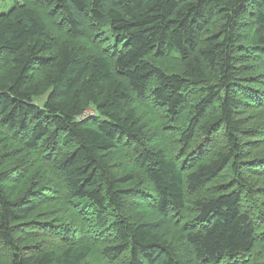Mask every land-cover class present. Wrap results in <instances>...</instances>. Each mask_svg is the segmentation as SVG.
<instances>
[{
    "label": "trees",
    "instance_id": "obj_1",
    "mask_svg": "<svg viewBox=\"0 0 264 264\" xmlns=\"http://www.w3.org/2000/svg\"><path fill=\"white\" fill-rule=\"evenodd\" d=\"M37 1L62 15L72 39H57L32 6L17 3L0 13V55L9 56L0 71V146L12 140L20 150L42 149L63 175L71 204L95 231L72 243L76 226L37 224L39 194L31 188L11 197L3 186L11 171H2L0 245L11 253L6 264H90L85 259L101 241L108 242L101 247L105 258L125 256L126 264H239L249 258L264 244V212L257 210L258 183L245 171L264 177V161L244 157L250 136L255 147L264 143V94L243 85L239 62L243 51L264 53V0ZM87 18L96 27L108 20L114 49L98 52L76 41L88 36ZM171 55L180 71L162 67ZM147 96L173 121L191 109L178 154L156 141L134 106ZM252 97L263 117L248 126L241 110ZM123 146L140 174L115 171L112 159ZM223 173L230 182L212 186ZM132 196L154 201L157 217L134 221L125 215ZM171 211L189 224L177 225ZM26 225L58 233L64 247L22 248L17 233ZM258 261L264 264V249Z\"/></svg>",
    "mask_w": 264,
    "mask_h": 264
},
{
    "label": "rangeland",
    "instance_id": "obj_2",
    "mask_svg": "<svg viewBox=\"0 0 264 264\" xmlns=\"http://www.w3.org/2000/svg\"><path fill=\"white\" fill-rule=\"evenodd\" d=\"M17 3H23L36 8V10H38L45 17L48 30L54 34L57 39L64 40L71 38L70 32L66 27L67 25L65 23L60 24L62 15L53 9L52 6L39 3L37 0H0V13L7 12L12 6H14V4ZM86 23L89 27L88 36L86 38L76 39L79 44L87 45L92 50L98 52H107L109 48L114 49L113 44H115L117 37L109 30L110 27L107 19L99 21L98 27L91 22V19L87 18ZM246 36H248L247 32ZM119 40L120 43L118 45V49L123 47V37H119ZM243 52L241 54L242 60L239 62V64H242L243 66L240 73V75H242L241 80L244 82L243 85H245L248 91H258L260 94H264V53L256 50L251 51L250 49L247 51L249 55L245 54L246 52ZM8 60L9 56L6 53L0 55V71L5 69ZM169 61L171 62L167 63ZM162 63V67H164L168 72L181 70L180 62L176 56H168L166 61H163ZM158 64L160 63L158 62ZM253 97L252 100H246V103L248 104L241 110V116L245 118L246 125L248 126L260 124L263 117V114L260 113L261 110L258 109V106L254 105L255 101ZM43 99L44 98L41 97L37 99L36 102L40 104ZM134 106L137 108L142 120L146 122L149 128L154 132L156 141H159L171 155L178 154L182 147L180 144L181 134L188 126L189 117L191 118V116H193V114L190 115L191 109H189V107H187L188 109L185 108L178 118H176V121H173L167 114L166 108L155 104L151 96L136 99L134 101ZM90 111L94 113L92 109H90ZM0 130H2L1 127ZM221 134L222 133L220 132L219 135H217L219 136L217 140L222 141ZM259 138L260 141L264 142V136H259ZM217 140L215 141L217 142ZM248 141H251L249 142L251 146H247V153L244 157L245 161L247 162L255 158H258V161H264V143L262 144L263 146L259 145V147H255V136H250ZM14 144L15 143L11 140L10 142L8 141L0 146V172L7 170L11 171L10 175L3 181V186L7 189L9 195L11 197H18L24 194L28 189L32 188V191H35L36 195L39 194L40 198L38 205L39 210L36 215V218H39L40 220L37 224L40 222L56 221V227H59L62 224H71L72 227L76 226L80 232L78 236L72 240V243L86 240L85 238L88 237L86 236V232L92 236L95 229L93 228L91 221L82 220V215H80L77 208H74L73 204H71L72 199L69 198L68 187L64 182V177L59 170L51 164V158H47V155L45 157L44 151L40 148L29 151L20 150ZM71 148L72 147L69 149ZM65 150L66 148H63L62 152H57L56 154L60 155ZM22 161H24V164L20 166ZM112 163L114 164L115 171L118 174L131 172L137 174L141 173V171L136 167V164H134L133 158L129 154V149L126 148V146H123L121 154H117L112 159ZM250 165L252 164L245 163V167ZM245 172V175L249 179H253V182L258 183V185H256V192L258 194L255 195L258 203L257 210L259 209L261 212H264V203H261V197L264 196H261L260 194L264 188V177L255 172L252 168H249V170ZM34 179H36L35 182ZM50 180L54 181L57 186L55 187L52 183L50 184ZM222 182H230L224 173L221 177L213 180L211 184L212 186H215L216 184ZM128 185H133V181L127 184V186ZM40 186H43V190L41 191H39ZM47 198L49 200H46ZM50 198H52V200H50ZM66 210H70V212H67L69 215L65 213ZM89 210L93 211L94 209L89 208ZM124 213L125 215L130 216L134 221H143L157 217L155 202L145 201V199L141 196L129 197L126 201ZM188 216L192 217L193 215L190 213ZM169 217L172 221H175L177 225H181L182 227L189 224L187 223V216L179 219L177 214L171 211ZM113 219V213L107 215L108 221ZM88 228L90 230H87ZM45 229L46 228H43L42 226H24V228L17 233L19 245L26 249L28 246L31 247L33 245L37 248V245H43V243L45 246L48 245L49 247H64L65 240H63L58 233H51ZM176 232L174 234H176ZM104 235L107 241L114 240L113 233L105 231ZM106 243L108 242L101 241L95 245L93 252L85 259L86 262L90 264L99 262L102 264H126L125 256L113 262L109 261L101 254V247ZM263 249L264 244H257L255 250L250 253L249 258H247L248 256L244 259H241L240 257L241 262L239 264H260L258 261V255H260ZM10 259L11 253L9 249L0 245V264H6ZM222 264L236 263L234 261L230 263L227 259H225Z\"/></svg>",
    "mask_w": 264,
    "mask_h": 264
}]
</instances>
